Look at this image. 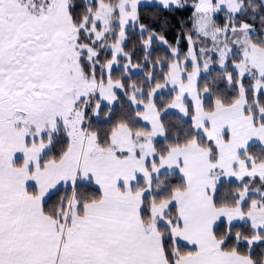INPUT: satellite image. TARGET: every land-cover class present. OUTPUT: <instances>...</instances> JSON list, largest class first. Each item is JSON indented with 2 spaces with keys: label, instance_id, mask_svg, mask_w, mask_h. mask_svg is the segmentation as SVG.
<instances>
[{
  "label": "snow or ice",
  "instance_id": "snow-or-ice-1",
  "mask_svg": "<svg viewBox=\"0 0 264 264\" xmlns=\"http://www.w3.org/2000/svg\"><path fill=\"white\" fill-rule=\"evenodd\" d=\"M0 264H264V0H0Z\"/></svg>",
  "mask_w": 264,
  "mask_h": 264
},
{
  "label": "trees",
  "instance_id": "trees-1",
  "mask_svg": "<svg viewBox=\"0 0 264 264\" xmlns=\"http://www.w3.org/2000/svg\"><path fill=\"white\" fill-rule=\"evenodd\" d=\"M151 11H153V9H150V8H148V9H145V12H147V13H150ZM183 14V13H182ZM172 36H174V33H172L171 35H170V39L172 38Z\"/></svg>",
  "mask_w": 264,
  "mask_h": 264
}]
</instances>
